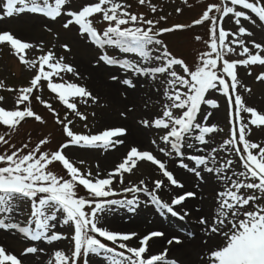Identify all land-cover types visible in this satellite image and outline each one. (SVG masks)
<instances>
[{
  "label": "snow or ice",
  "instance_id": "1",
  "mask_svg": "<svg viewBox=\"0 0 264 264\" xmlns=\"http://www.w3.org/2000/svg\"><path fill=\"white\" fill-rule=\"evenodd\" d=\"M189 0H183L187 5ZM147 4L151 13L158 7L152 0H138ZM124 0H85L76 6L75 0H2L0 22L25 15L40 18L46 23L42 28L54 34L53 25L59 23L65 32L75 30L78 37L97 50L95 65L120 70L123 76L111 74L109 79L126 88L135 89L141 78L151 82L155 89L158 110L138 118L143 129L154 131L163 144L159 152L168 158H177L179 167L195 176L199 184H215V201L211 214H202L197 223L208 240L219 239L209 250L204 264H264V143L251 139L253 127L264 131V110L249 106L243 93L253 89L242 81L241 67L264 66V40L257 42L249 25L264 31V0H222L208 3L202 15L190 24L158 27L165 16L146 18L134 13ZM179 13L182 8L177 7ZM99 21L101 27H97ZM209 23V39L204 40L208 50L201 51L198 62L189 65L174 54L163 36L166 33L191 29ZM226 22L236 26L235 31L225 28ZM202 41L200 35L194 37ZM7 46L25 69L32 71L27 86L6 88L0 81V89L15 93L13 107H7L5 96L0 95V231L17 233L30 242L23 255L39 256L45 251L41 245H54L68 241L71 247L55 250L47 264H180L177 258L168 256V249L159 254L150 252L156 238L166 237L162 230H153L143 236L135 231L122 232L110 229L107 214L117 208L135 211L140 206L139 194L161 211L171 214L178 221L189 216L185 203L197 198L196 191H185L164 202L157 194L169 185L184 188L169 170L167 160H161L152 151L132 147L114 170L100 174L99 166L94 174L83 171L71 156L73 148L79 150L103 149L108 151L122 145L129 133L127 127L112 126L97 134H81L73 130L72 121L60 118L52 105L42 98L46 87L56 94L59 101L82 120L87 116L78 111L72 98L79 97L84 103L98 101V97L86 86L64 77L71 74L80 78L78 68L57 51L72 53L69 43L52 44L45 51V42H31L18 38L11 30L0 29V47ZM42 54L37 59L26 58L28 50ZM116 49L121 54H134V58L112 55ZM239 49V51H238ZM230 55L238 58L229 59ZM242 57V58H239ZM249 76L252 75L248 71ZM54 77L63 81L55 82ZM264 83V71L255 76ZM220 93L225 98L230 125L226 139L213 146L224 129L214 119V111L221 104L214 97ZM124 98L127 94L124 93ZM163 98V99H161ZM39 102L55 116L62 126L66 141L57 149L50 150L48 138H40L32 145L31 139L17 147L12 143L22 123L28 119L45 124L44 118L34 110ZM148 107V104H145ZM133 106H126L120 113L127 119ZM244 114H248L246 119ZM156 145L157 140L153 139ZM31 145V146H30ZM187 149H195L188 155ZM227 154L221 161L218 157ZM233 155L238 158L233 159ZM139 162H148L166 178L152 181L150 188L141 178L138 183H125ZM84 160H79L83 165ZM59 164L64 174L54 168ZM239 169V170H237ZM115 184L124 185L117 191ZM81 189L84 195H80ZM132 194L129 199L125 195ZM148 201L146 200L145 203ZM179 206V211H177ZM27 213L23 222L20 217ZM195 211H200L196 208ZM63 229H67V234ZM35 242H40L39 244ZM168 245H179V237L167 238ZM0 264H23L14 254H8L0 245Z\"/></svg>",
  "mask_w": 264,
  "mask_h": 264
},
{
  "label": "rangeland",
  "instance_id": "2",
  "mask_svg": "<svg viewBox=\"0 0 264 264\" xmlns=\"http://www.w3.org/2000/svg\"><path fill=\"white\" fill-rule=\"evenodd\" d=\"M124 2L131 5L130 10L132 12L137 14L143 13L145 14L146 18L158 19L160 16H165L167 19L161 21L158 27H170L175 24H190L193 20L199 18L202 15L205 5H207L208 3H218L220 2V0H189L187 5L183 3V0H152V3L156 4L158 7V11L156 13H151L147 4L143 6L139 5L138 0H124ZM0 3H2V0H0ZM83 3H85V0H75L76 6L82 5ZM177 7L182 8V11L178 13L176 11ZM44 23H46L45 20H42L40 18H32L30 16L25 15L21 18H11L0 22V29L11 30L18 38L24 39L26 41H44L45 51H47L48 48L51 47V45L54 43L58 44L67 42L71 45V54L67 52H62L59 47H57V51L61 52V54L66 56L67 61L73 63L78 68V71L80 72L81 76L80 78H74L71 76V74H68L64 77V79L80 85H86L93 92V94L98 97L97 102L89 100L87 103H84V101L79 97L72 98V102L77 103L78 111L86 115L87 120H82L80 117L75 115L74 112L68 110L66 106H64L63 103L59 101L56 94L50 92L46 85L41 95L44 100H46L52 105V108L55 110L56 113L59 114L61 119L67 116L68 119L72 121L70 127H72L75 132L81 134H97L101 130L108 128L104 123L106 121L105 116H107V114L111 111V103L113 101L106 100L105 95L103 93L104 90L107 91L110 85L112 84H116L121 90L120 92L117 91L113 95V100L116 102L121 101L126 103L125 108H123L124 111L126 110V106H133L134 109L136 106L138 110L140 109L142 111V115L140 117H146L152 112L158 110L156 92L155 89L152 88L151 82L146 83L144 79L141 78L139 81L136 82V88L131 89L123 87L117 82L110 81L109 77L111 74L123 76V73L120 70L111 67H97L95 65V60L98 55L97 50L92 45L85 43L83 40H81L75 30L65 32L59 23H55L53 25L54 33H59V41H57L54 34L47 33L42 28V25ZM95 23L97 27H101L99 21H95ZM224 26L226 29H231L233 31H235L238 27L232 22H226ZM249 27L255 33L254 39H256L257 42L264 40V31L259 28V21L257 22V26L253 27L249 25ZM208 29L209 23L206 22L203 25H198L191 29L166 33L164 34L163 39L168 44L169 49L174 54H177L178 56L184 58L186 62L191 66L198 62V55L201 51L208 50L205 43L203 42L204 40L209 39ZM196 35H200L203 40L196 41L194 39ZM41 54L42 53L39 51H34L30 49L28 50L26 58L37 59L38 56ZM110 54L134 58V54H121L116 49L110 50ZM228 58L236 59L238 57L236 55H230ZM93 70L97 71L95 72L97 75V81L99 82L98 88L96 87V85L90 84V73ZM248 71L252 72L251 76L247 74ZM262 71H264V66L260 65L250 66L247 70L241 67L239 70V75L242 78V81L253 89L252 93L250 94L243 93L247 99V103L249 106L257 108L258 111L264 110V83L256 81L255 76ZM32 74V71L26 70L25 66L19 62L18 58L10 51L7 46L0 47V81H3L5 89L9 87L19 88L27 86ZM54 81L63 82L55 77ZM5 89H0V95L6 97L7 107L11 109L13 107V99L15 93L8 92ZM126 90L135 92L136 95L140 97L138 98L139 102L135 100L134 103H127L129 96ZM124 93L127 94L126 99L124 98ZM213 98L219 101V103L221 104V108L219 110H213L215 113L214 119L210 120L209 122H216L219 124L220 127L224 129V133L218 137V140L216 142L213 143V146H218L219 142H222L223 139L227 138L230 125L228 123L227 106L225 104V98L220 93H215ZM146 103L148 104L147 108L145 107ZM35 108L38 114H40L44 118L46 123L41 124L39 122L34 121L33 119H28L27 122L22 123V126L19 128L18 134H15L13 136L11 142L15 143L17 147H19L23 142H27L29 138L31 139L32 145L37 143L40 138H48L50 140V143L46 145V148L50 150L57 149V147L62 143V141H66L67 139L62 131V126L55 122L56 118L53 115V112L50 111L46 106L40 104L39 102H36ZM123 109L121 110L123 111ZM122 111H120V113ZM244 115L246 119L249 118L248 114ZM119 116L121 115L119 114ZM138 118L136 120L137 123ZM252 127L253 133L251 139L254 142L264 143V131L255 129V126ZM4 132V127L0 126V135L4 134ZM148 138L150 142L153 139L157 140V144L155 145L157 148L156 152L161 155V160H167L169 170L173 171L174 173L175 169L177 170L178 168H181L179 167L177 158H168L159 152V148L163 147V144L158 140L156 132L149 131ZM115 149L116 147L114 149L104 151L103 149L79 150L73 148L72 151H80L85 154L83 155V157H78L72 154L71 156L74 158L75 162L77 163V166L81 167L83 171L91 170L95 174L97 171V165L99 166L98 156H102L106 153L114 151ZM0 151H3V146H0ZM194 151L195 149H187L186 153L188 155H191L194 153ZM226 155L227 154H222L218 158L222 161ZM232 158L238 160V158H236L234 155ZM79 160H84L85 163L81 165L79 164ZM57 165L62 168L59 164ZM147 165L151 164L148 162H139L138 168L143 169ZM148 167L151 168L152 166ZM153 167L155 173L157 174L155 175V179L166 180V178L162 176V174L156 169V167ZM54 170L58 174L63 175V172L59 173V170ZM134 172L135 174L131 175L130 178L126 174V184H128L129 181L131 183L139 182L140 177L138 174L140 173V171L138 173V171L134 170ZM181 172L185 173L184 177H186L187 181L189 182V184H191V186L184 185V188L178 190V193L182 194L185 191H196L198 193L197 198L199 202L201 201L200 204L198 203V208L200 209V211H198L197 217H200L202 214H211L214 208V201L216 195L214 190L216 187L215 184L209 183L207 185H204L201 183L198 186L197 179L193 174L183 168ZM100 174L102 176L105 175V173L102 172H100ZM114 186L116 187L117 191H120V189L124 187V185L120 184H115ZM79 194L84 195L82 193ZM125 195L129 199L132 198V194L130 193H121V195L114 198L122 199ZM139 197L140 206L134 212L129 211L125 208H117L114 211H110L107 214V218L121 217V219L125 220V218H131L136 216L140 218H147V223L153 225L154 223H152L153 219L151 218V215L159 216V218H162L165 221H167L169 218L170 222H167L169 224V227L174 231L172 237H179L183 242L186 241V239L191 238L190 236L195 237L194 232L193 234L189 235L191 228L185 220L178 221L176 217H172L171 214L166 213V211H161V209L158 206L152 204L150 202V198L146 197L143 193L139 194ZM146 200L148 201L147 203H145ZM198 200H196V202ZM161 215H163V217H160ZM20 219L22 222L27 219L26 211L20 217ZM154 229L162 228L157 225ZM63 231H65V234H67V229H63ZM133 231L137 233L139 232L135 228L133 229ZM200 231H202V229H200ZM202 233L206 237V234L203 231ZM35 243L39 244L40 242ZM0 245H3L5 247L6 252L8 254H14L18 258H20L23 264H47V261L49 259H53L52 254L55 250H64L67 253L68 249L71 247L68 241L57 242L54 245L43 244L41 246L45 248V251L42 252L39 256H33L32 254L24 256V250L26 249V247L30 246V242L17 233L9 234L3 231H0ZM94 264H99V262L94 261Z\"/></svg>",
  "mask_w": 264,
  "mask_h": 264
},
{
  "label": "bare ground",
  "instance_id": "3",
  "mask_svg": "<svg viewBox=\"0 0 264 264\" xmlns=\"http://www.w3.org/2000/svg\"><path fill=\"white\" fill-rule=\"evenodd\" d=\"M1 28V26H0ZM96 70H93L90 73V84L96 85L98 88L99 82L97 81V75ZM89 73V72H88ZM120 92V88L116 84L110 85L108 90H104L105 99L108 101H113L111 103V111L105 116L106 121L104 122L106 127H112V126H124L127 127L129 130V133L125 139V142L122 145H117L116 149L114 151H111L109 153H106L102 156H98L99 161V169L102 173H107L122 162L123 158L126 156L127 152L132 147H137L140 150H148L152 151L157 157L160 159L161 155L156 152V146L153 145L149 141V131L146 129H143L139 126L137 123V118L142 115V111L137 109L135 106L134 112L128 113L127 119L119 116L121 109L125 108L126 103L121 101H114L113 95L116 92ZM127 91V90H126ZM128 93V102L134 103L135 100L139 102L138 95H136L133 91H127ZM130 105V104H129ZM124 111V109H123ZM72 155L83 157V152H74L71 151ZM147 165L143 169H141L140 173L138 171L139 180L141 178L145 179V182L148 184V186L151 188L152 181L156 180L154 167L151 168ZM182 168L175 169L174 176L180 181V182H186L184 185L191 186L189 182L187 181L185 176V173L181 172ZM182 180V181H181ZM165 183L168 184L167 180H165ZM181 188H177L176 186L169 185L168 187H162V189L157 193L161 199L164 202H170L174 196L180 195L178 193V190ZM198 198H188V200L185 202L187 204V208L189 210V216L185 219V221L190 225L191 231L190 234H195V237L190 236L191 238L186 239L182 244L179 245H168L167 238H172V235L174 231L169 227L168 222H170V219L168 218V222L165 221L162 218H159V216L151 215V218L153 219V224H148L147 218H140V217H129L125 218V220L121 219V217H113V218H107V225L110 229L113 230H119L122 232H131L133 229H137L140 234V236H143L144 234L153 231V230H162L166 233V237L156 238V242L154 244H151L150 252L152 254H159L163 252L165 249H168V256L171 258H177L180 262V264H204L205 258L208 255L209 250L212 248L214 244L220 243L219 239L216 240H208L207 244L203 243L202 240L207 239L200 231L201 227L197 223V220L199 217L198 211H195L196 208H198V203L200 204ZM177 211H179V206H177ZM154 214V213H152ZM160 217H163L161 215ZM159 225L162 229H154L156 226Z\"/></svg>",
  "mask_w": 264,
  "mask_h": 264
},
{
  "label": "trees",
  "instance_id": "4",
  "mask_svg": "<svg viewBox=\"0 0 264 264\" xmlns=\"http://www.w3.org/2000/svg\"><path fill=\"white\" fill-rule=\"evenodd\" d=\"M34 110L37 112L36 108H35V104H34ZM38 113V112H37ZM4 131H5V128H4ZM56 167V166H55ZM55 169V168H54ZM59 173H62L61 171ZM64 174V173H62ZM80 193L84 194V190L81 189Z\"/></svg>",
  "mask_w": 264,
  "mask_h": 264
}]
</instances>
